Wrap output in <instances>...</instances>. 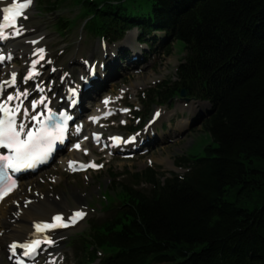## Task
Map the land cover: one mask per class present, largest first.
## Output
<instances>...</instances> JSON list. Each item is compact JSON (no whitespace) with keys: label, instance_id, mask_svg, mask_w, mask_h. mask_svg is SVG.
<instances>
[{"label":"trees","instance_id":"16d2710c","mask_svg":"<svg viewBox=\"0 0 264 264\" xmlns=\"http://www.w3.org/2000/svg\"><path fill=\"white\" fill-rule=\"evenodd\" d=\"M37 1L50 13L67 3ZM70 1L80 13L59 16L60 31L83 19L109 43L134 29L168 54L182 42L176 80L148 90L147 105L186 90L209 104L211 138L203 156L177 159L184 174L148 168L115 187L108 216L76 234L77 264H264V0H151L147 16L125 0Z\"/></svg>","mask_w":264,"mask_h":264},{"label":"rangeland","instance_id":"374dc122","mask_svg":"<svg viewBox=\"0 0 264 264\" xmlns=\"http://www.w3.org/2000/svg\"><path fill=\"white\" fill-rule=\"evenodd\" d=\"M66 1L58 12L50 13L44 6L39 5L37 0H33L31 7L24 14L27 19L20 17L18 25L23 27V32L30 33L26 37L27 46L33 38H42V41L30 49L28 57H23L20 50L11 60L1 65L0 82L9 80V73L13 68L21 70L18 77L22 81L30 60L35 57L32 55L35 47L43 48L45 56V60L40 62L41 73L36 80L45 79V85L55 95L61 94L64 97L67 91L66 82L69 81L81 82L82 88L90 78L88 71L94 66L98 80L92 85L89 97H82V108L78 107L77 113L80 112L82 117H90L97 113V107L102 105L101 100L108 98V104L118 110L112 119L97 128L102 131L104 138L113 134H121L125 138L136 135L138 145L130 146V152L118 150L112 155L107 151L102 152L92 144L84 146L83 150L79 151L78 159H96L103 167L81 174H72L66 168L65 163L72 159L73 154L69 149H65L50 166L21 181L10 200L15 199L20 192L29 193L26 205L41 198L55 201L57 206L54 212H59L57 214L71 215L74 210H83L87 214L79 226L50 234L55 241L54 245L43 249L34 264H77L76 251L80 250L82 245L76 234L85 232L90 221L102 220L108 216L105 208L111 202L115 187L131 181L132 174L142 173L148 168L158 173H166L165 175L183 174L186 169L177 165V159L189 155L203 156L204 148L211 143L210 135L202 126L210 108L207 102L186 96L166 105L158 102L147 105L150 101L148 96L153 94L151 90L164 81L176 80L177 67L185 56L182 42H175L168 54L165 51L167 45L159 49L158 46L152 48L151 42H140L139 32L135 29L116 43L106 41L103 45V40L86 32L83 19L73 21L69 30L60 31L56 28L59 16L74 20L80 13L78 6L70 0ZM124 5L136 15L147 16L152 11L151 0H125ZM81 67L85 72L83 69L81 72ZM101 67L105 70L103 76H100ZM55 71L58 75H55ZM98 87L100 90H96ZM148 90L150 91L147 92ZM121 110L127 111L121 113ZM155 112L160 113L157 121L153 119ZM185 118L189 119L190 124L179 131L178 124ZM80 121L84 122L83 119ZM90 125L89 123V129ZM88 128L86 125L85 133ZM132 129L136 130L130 131ZM3 211L4 208L0 209V217ZM52 215L51 213L46 219L50 221ZM64 219L67 221L68 217ZM9 242L0 240V264H12L7 260ZM49 254H52V257H49Z\"/></svg>","mask_w":264,"mask_h":264},{"label":"snow or ice","instance_id":"6c2138e0","mask_svg":"<svg viewBox=\"0 0 264 264\" xmlns=\"http://www.w3.org/2000/svg\"><path fill=\"white\" fill-rule=\"evenodd\" d=\"M32 3L33 0H25L23 3L13 0L10 6L0 9V13H2V22H0V40L8 39L10 36H19L22 34L23 27L18 25V18L23 16L24 19H27V16L23 14ZM9 29L11 30L10 32L8 31ZM32 43H37V41H32ZM35 55H37L40 60H43L44 49L41 48L37 50ZM7 59H12L10 54L7 56ZM4 60L5 56L0 55V62H3ZM38 63L39 60L32 62L31 71L25 77L26 80L38 75L35 71ZM90 71L94 73L95 67L93 66ZM15 85L16 74L13 73L10 80L0 83V95H2L6 86L15 87ZM69 91L71 97L74 98L76 96V91ZM27 96V91L20 92L17 90L15 95L9 94L2 101H0V113L3 115V118L0 119V149H6L8 151L7 155H0V200H3L4 197L16 187V181L11 180L8 176V170H11L12 172H20L22 169H33L38 164L46 162L50 154L53 152L56 142L60 141L62 143L64 141L67 121L71 119V117L66 113H61L57 118L55 117V114L49 110L47 117L44 120H41V116L44 115L43 112L38 115L29 116L27 109H24V118L33 120L37 125H39L38 127L25 131L27 124L21 122L17 125V115L20 113V109L23 105L21 97L26 98ZM46 99V97H42L38 101H33L31 104L32 109L35 110L38 104L45 105L46 107ZM13 101H18V103H16L15 106H10ZM108 103H110L109 100L104 101L105 105ZM110 114L111 113H109V115ZM155 115L156 117H159L160 113L157 112ZM54 119H58L60 122L53 123L50 128L49 124L54 121ZM96 120L97 118H93L94 122ZM95 139L99 142L100 136L96 135ZM111 139H113L117 144L121 142L130 143L134 140V138H132V140L129 141H122L121 137H112ZM75 147L79 149L80 145L76 144ZM100 167H103V165H96L95 163L78 165L80 170L87 168L96 169ZM69 168L72 171L78 170L77 162H69ZM85 215L86 213L83 211H76L68 218L67 222L63 216L56 215L53 217L54 222L52 223L35 224V230L37 233H43L46 230L67 228L70 225L77 223L78 220L83 219ZM42 243L52 245L54 241L48 237H44L43 240L37 238L34 241L23 245L13 243L10 245V250L13 254H15L17 247H22L25 250V256L34 257Z\"/></svg>","mask_w":264,"mask_h":264},{"label":"bare ground","instance_id":"6f19581e","mask_svg":"<svg viewBox=\"0 0 264 264\" xmlns=\"http://www.w3.org/2000/svg\"><path fill=\"white\" fill-rule=\"evenodd\" d=\"M12 2H13V0H12ZM12 2L10 0H0V9L10 5ZM0 22H2V21L0 20ZM28 35H30V33H29V31H26V32H22V34L19 35L17 38L15 36H10L8 39L0 40V55L5 56V60L2 62V64H5L8 62L7 56L9 54L11 55V57H14V54H16V52L20 51V50H21V54L23 57H28L29 53H31L30 49L32 47H34L32 44V41L37 39V37L33 38L31 40L30 45L27 46V41H26L27 38L26 37H28ZM36 49H38V47H35L33 49V53ZM37 57H35L32 60H36ZM82 69L84 71V68L81 67V72H82ZM20 72H21V70H19L17 68H13L9 74L15 73L16 75H19ZM84 72L82 74H84ZM54 73H55V75H58V72L55 71ZM100 73H101L100 76H103V74L105 73V70L101 69ZM37 82L41 83L42 86L45 85V83L43 82V79H40ZM80 83L81 82H78V81L66 82L68 89H67L64 97H62L61 94L53 96L50 88L48 86H45L44 94L36 95V99L38 101L42 97H46L47 100H51V105L56 107L57 105H64V104L68 103L66 96H67L69 90H75L76 93L78 92L79 95L82 97H85V98L89 97L90 91L83 92V91L77 89L79 87ZM15 87H17L16 90H19L20 92L27 91L28 95L33 94L32 93L33 90L30 88L29 83L26 80L20 81L19 77H17V79H16ZM15 87H12V89H10V91L13 92ZM5 89L8 90V87L6 86ZM96 90H100V87H98ZM94 93H96V91H94ZM71 98H73V97H71ZM78 106H79V104H78ZM103 107H105V105L100 104L97 107L98 112ZM77 111H78V109L72 110L71 115H73V116L79 115L80 116V112L77 113ZM189 124H190V121L187 118H185V120H183V119L180 120V122L178 124V130L179 131L184 130L187 126H189ZM83 142H84V140H83ZM72 154H73L72 155L73 157H72V159H70L71 161L78 159L77 156L80 153L78 151L72 150ZM68 163H69V161H67L65 163L66 168L68 166ZM14 194H15V191L11 195L6 197V199H4L2 201V203L0 204V209L4 208L3 215L0 217V240L1 239L7 240V241L9 240L10 241L9 244H12V242H15V243H19V245L20 244L23 245L24 243H26L30 239H32L33 236L37 233L35 230V224L48 222L46 217H48L52 213L53 214L51 217V219H52L53 216L57 215V213H59V212H57V211L54 212L56 210L55 207L57 206L55 204V201L51 202L49 200H43V199L39 198V199H36L34 201L32 200L31 203L26 205L27 199H29V193L23 194L22 192H20V194H18L15 197V199L10 200L11 196ZM10 215H13V217H10ZM63 217L69 218L70 215H68V213H65L63 215ZM50 222H51V220H50ZM82 222L83 221L79 222L76 226H79ZM55 232L56 231L54 230L53 232L51 231V232H48L47 234H52ZM8 255L9 254L7 251V256ZM51 255L52 254H49V257H52ZM50 261L53 262L52 259H50Z\"/></svg>","mask_w":264,"mask_h":264},{"label":"water","instance_id":"95a60500","mask_svg":"<svg viewBox=\"0 0 264 264\" xmlns=\"http://www.w3.org/2000/svg\"><path fill=\"white\" fill-rule=\"evenodd\" d=\"M181 96H182V97L187 96V91H186V90H183V91L181 92Z\"/></svg>","mask_w":264,"mask_h":264}]
</instances>
